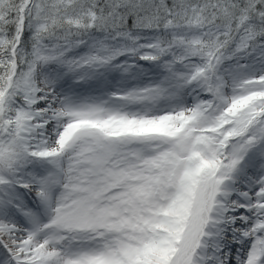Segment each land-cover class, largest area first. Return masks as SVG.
Here are the masks:
<instances>
[{"label":"snow or ice","instance_id":"obj_1","mask_svg":"<svg viewBox=\"0 0 264 264\" xmlns=\"http://www.w3.org/2000/svg\"><path fill=\"white\" fill-rule=\"evenodd\" d=\"M0 264H264V0H0Z\"/></svg>","mask_w":264,"mask_h":264}]
</instances>
